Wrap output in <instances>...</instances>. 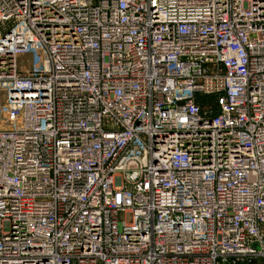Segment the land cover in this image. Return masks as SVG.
<instances>
[{"label": "built area", "instance_id": "2783aa9c", "mask_svg": "<svg viewBox=\"0 0 264 264\" xmlns=\"http://www.w3.org/2000/svg\"><path fill=\"white\" fill-rule=\"evenodd\" d=\"M1 88L0 264H264V0H0Z\"/></svg>", "mask_w": 264, "mask_h": 264}, {"label": "rangeland", "instance_id": "374dc122", "mask_svg": "<svg viewBox=\"0 0 264 264\" xmlns=\"http://www.w3.org/2000/svg\"><path fill=\"white\" fill-rule=\"evenodd\" d=\"M20 57H19V59H18V66H19V64H20ZM5 97H6V90L5 89H3V88H1L0 89V103H3L4 101H5ZM2 124H4V123H2ZM5 126L7 127V126H9V124H5ZM119 219L120 220H123V219H125L126 221H129V217L127 216V217H124V216H122V215H120L119 216Z\"/></svg>", "mask_w": 264, "mask_h": 264}, {"label": "trees", "instance_id": "16d2710c", "mask_svg": "<svg viewBox=\"0 0 264 264\" xmlns=\"http://www.w3.org/2000/svg\"><path fill=\"white\" fill-rule=\"evenodd\" d=\"M213 98L212 97H207L206 100L207 101H211Z\"/></svg>", "mask_w": 264, "mask_h": 264}]
</instances>
